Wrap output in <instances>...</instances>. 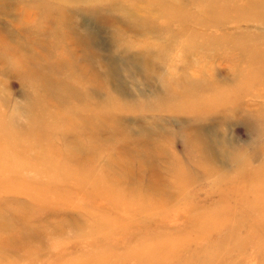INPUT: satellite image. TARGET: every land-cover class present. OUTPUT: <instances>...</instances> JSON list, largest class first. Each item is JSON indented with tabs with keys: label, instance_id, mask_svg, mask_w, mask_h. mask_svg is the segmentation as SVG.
Returning <instances> with one entry per match:
<instances>
[{
	"label": "rangeland",
	"instance_id": "374dc122",
	"mask_svg": "<svg viewBox=\"0 0 264 264\" xmlns=\"http://www.w3.org/2000/svg\"><path fill=\"white\" fill-rule=\"evenodd\" d=\"M108 1L78 0V6L74 2L54 1L55 8H66L65 29L73 38H82L79 44L76 38L68 40L65 51L68 54L74 49L84 64L83 57L88 61L91 54L87 75L107 84L103 94L119 96L124 101L122 105L129 106L126 102L142 104L143 93L150 98V110L126 108L116 110L113 115L112 108L98 104L101 98L96 91L94 98L88 96L91 103L86 98L80 100L82 95L78 96L76 105L82 113L65 116L67 106L63 100V105L55 106L56 98L46 95L42 84L36 81L34 84L30 76L31 72L40 75L52 71L47 59L54 60L56 56L46 54V46L53 45L62 18L58 14L50 22L40 15L36 18L34 10L39 8V0L38 3L36 0H0V47L8 52L0 53V110L4 111L5 118H10L11 113L17 118L16 124L11 119L0 124V129L5 130L0 142L16 144L19 149L10 152L9 157L15 154L21 161L18 166L13 165L12 159L0 165V223L9 221L12 215L3 209L5 206L10 205V211H31L35 207L28 195H33L35 187L43 189V201L51 197L50 194L66 190L73 201L61 206L44 201L36 205L35 216L32 213L29 218V213L21 214L16 223L17 243L3 252L0 247V259L7 257L11 261L7 264H49L60 254L66 262L80 259L84 264H96L93 263L96 261L111 264L117 260V252L135 249L141 234H147L155 241L158 240L153 236L161 241L185 236L187 243L172 251L173 256L178 255V264H264L259 261L261 257L258 260L250 257L264 247V214L254 205L255 200L264 201V45L251 53L241 48L246 32L263 35L261 40L251 41L252 44L264 42V23L245 18L229 20L225 26L204 27L192 22L195 33H191L189 29L181 30L186 25L179 18L170 16L163 17L159 32L143 33L141 25H128L125 17L130 16V9L123 7L122 11L120 7H113L118 6L116 2ZM177 1L168 0V5ZM209 1L195 4L189 0V10L194 11L200 3L201 9L194 12L204 17ZM144 2L141 5H145ZM229 5L235 7L234 10L244 9V2L240 0ZM145 13L137 11L140 18ZM152 15L159 16L155 12ZM36 22H41L39 32L33 25ZM163 25L176 27L168 31ZM226 37L230 39L219 41ZM144 39L160 42L155 52L164 59L159 61L158 81L144 79L139 73L137 82L116 79L112 64L121 55L130 58L144 54L145 47L141 44ZM128 42L132 47H125ZM90 61H93L92 66ZM252 68L259 76L244 91L239 83L248 78ZM60 75L55 74L63 83L69 81ZM182 78L193 82L214 79L218 83L211 88L200 87L196 101L199 112H184V106L177 110L168 106L170 97L164 95L166 85H178L175 79ZM205 92L227 94L228 98L214 104ZM202 93L206 97H202ZM42 103H47L48 107ZM179 103L182 105L181 98ZM39 105L42 113L31 122ZM100 112L107 115L101 116ZM156 127H163L161 135ZM42 128L50 136L48 149L39 144L21 147L20 142L14 141L15 135L19 139H37ZM55 141L57 144L49 147ZM136 144L155 152L156 156L144 164L142 180L132 184L131 172L136 170L135 175L141 174L142 166L139 161L132 163L127 159L129 148ZM161 149L162 153L158 154ZM238 154L248 163H234L233 158ZM81 155L83 159H90V166L79 164ZM4 156L3 153L0 158ZM38 156L41 158L37 163L33 157ZM111 157L112 162L117 163L103 175V166ZM44 160L57 167L65 165L80 174L71 182L54 184L50 189L42 184L45 178L40 177L47 176L40 172L34 176L37 165L39 171L48 168ZM236 165H242L243 171H237ZM94 170H99L98 175H103L105 181L117 183L104 193L109 195L107 199L77 184L81 182L78 179L94 176L91 174ZM178 171L183 173L180 178L189 174L193 178L173 179L171 175ZM5 184L25 187L28 192L6 190ZM119 190L124 193L121 198L127 201L138 193L155 196L157 200L142 199L133 205L110 207L112 203L108 200ZM148 200H151L148 207L141 203ZM142 206L146 209L141 210ZM97 219L99 222L102 219L106 226L102 228L99 223V227L96 224L92 229ZM250 232L255 235H249ZM0 233L4 237L12 235L8 230ZM248 236L253 239L249 243ZM99 246L112 252L101 255ZM34 248L35 256L29 251ZM122 264L136 263L132 257H127Z\"/></svg>",
	"mask_w": 264,
	"mask_h": 264
},
{
	"label": "bare ground",
	"instance_id": "6f19581e",
	"mask_svg": "<svg viewBox=\"0 0 264 264\" xmlns=\"http://www.w3.org/2000/svg\"><path fill=\"white\" fill-rule=\"evenodd\" d=\"M36 1L38 3V0ZM54 1L55 0H39V3H38L39 8H36L34 10V12L36 13V18H39L38 16L40 15L44 17V21L50 22L51 18H53L55 14H58L59 17L62 18L61 20L62 22L60 21V25L57 26L59 29L56 31L53 45L46 46V54H49V55L53 54L56 56L54 60H50V57L49 59H47L48 60L47 65H49L52 68V71L50 73H43L40 75H38L39 73H35L33 75V72H31L30 76H31L33 83L35 84V81H36L38 85L42 84L44 93L46 95L54 96L53 98H56L57 102L55 106L62 104V100H63V104L67 106L66 111H65L66 112L65 116L67 114L74 115L77 112L82 113L81 110H79L76 105L78 96L82 95L80 100H83L86 98V100L89 101V97L92 96V98H94L97 95L95 93H98V92L101 98L98 104L102 105L103 107L112 108L114 110L112 112L113 115H115L116 110H125L126 108H131L133 110H144V109L150 110L149 108L150 98L143 95L142 92H141L142 94L138 93V94H141V97L143 98L142 104H138L135 101L126 102V104L129 106L122 105L124 104V101H122V99L119 96L115 95L113 97L108 93L103 94L102 90L107 88V84L99 82L96 78H94L90 74L87 75V68H88L87 62L90 59H92L91 54H89L88 56V61H86V59L83 57V61L85 62L84 64L81 62L80 56L77 55L74 49L69 51L68 54L66 53L65 48L67 46L68 40L76 38L77 43L79 44L82 38H78L77 36H74L73 38L68 32V30L65 29L63 22L65 24L66 8L65 7L55 8V6L52 5ZM64 1L74 2L75 3L74 5L78 6L77 4L78 0H72V1L64 0ZM190 1L196 4L197 2H201L202 0H190ZM232 1H235V0H210L209 2H206L209 8L208 10H206V12H204V17L197 16L196 12H194L195 10L201 9L198 7L200 3L196 5L197 9L195 8L194 11L189 10V0H179L177 1L176 4H169V5H168V0H145V2L143 3L145 5H141L143 0H109L108 2H116L118 6L114 5L113 7H120L122 11H123V7L130 9L129 11L130 16L125 17L128 25L130 26L134 25L138 27H140L139 25H141L142 27L141 31L143 33L144 32L149 33V31L159 32L160 27H161L160 22L163 21V17L165 19H168L170 16L174 18H179L180 22H183L186 25V28L184 27L181 28L182 31H184L185 29L186 30L189 29L191 33H195L194 26L191 25L192 22H197L199 25H203L204 27L225 26L224 24L228 22L229 20L230 21L241 20L245 18L254 20V21L256 20L261 21L264 23V0H240L241 2H244V9H241L242 11L239 9L234 10L235 7H230L229 3ZM113 7H110V8H113ZM141 10H144L146 13L145 15H140L141 16L140 18L138 16L139 14H137V11H141ZM154 12L158 13L159 16L152 15ZM40 23L41 22L39 23L36 22L35 24H33L37 32H39L38 28L41 27L39 26ZM41 25H43V22ZM165 27H167L168 31H173L172 28L176 26L166 25ZM39 30H42V29H39ZM262 37L263 35H260V34L258 36L256 34L246 32L244 35L245 44L241 48L245 49V51H249L250 53L260 50L262 48V44L264 45V42L252 44L251 41H259V39L261 40ZM228 39L230 38L229 37L221 38L219 39V41L223 42ZM159 43L160 42L152 43L144 39L141 41V44L145 47L143 50L144 54L142 53L140 56L130 57V58L124 55H121L120 57H118L115 60V62L112 64V68H111L112 73H114L115 78L122 82L123 81L137 82L136 74L139 73L144 77V79L158 81V76L161 74L159 61H163L164 59L163 56L161 57L160 54L155 52V51H158V48L160 46ZM126 46L132 47V43L131 42L126 43L125 47ZM1 52L5 54L8 53L0 47V53ZM89 65L92 66L93 61H90ZM258 65H260V63H258ZM57 73L61 74L60 76L64 78L65 80H69V81L67 83H63L62 81L59 80V78L55 76V74ZM258 76H259V72L255 73L254 69L252 68L251 71L248 73V78L244 79L242 82L240 81L239 84L241 85V89L246 91L248 87L251 86L253 79L258 78ZM175 80L178 82L179 86L176 84H167L166 89L164 91V95H167V97H170L168 106L175 108L173 110L183 108L184 106L183 108L184 112H189V113L190 112L196 113V111L199 112V107L196 106V101H197V95L198 94L200 95L201 93L200 87L211 88L213 84L214 85L218 84L217 82L214 81V79H209V80L202 79V80L194 81V82L188 78L175 79ZM197 88H199V90ZM205 93L208 94V98H210V101H213V103L214 101H216L215 103H218V102L223 103L225 99L228 98V95L225 92H224V94H226L225 96L216 95V94L211 95L209 92H205ZM156 95H158L157 92H156ZM202 97H206V96L202 93ZM180 98H181L182 105H180L179 103ZM89 103L91 102L89 101ZM153 104L154 103H151V105ZM41 105L48 107L47 103H44V104L42 103ZM102 106H99V107H102ZM49 107L51 106L49 105ZM36 108H37V112L31 117L30 119L31 122H34L35 118L39 116V114L42 113V110L39 111L42 108L40 107V105L36 106ZM88 108H91V107L88 106ZM134 108H141V109H134ZM103 113L104 112H100V114H103ZM105 115L107 114H103L101 116H105ZM10 116H11L10 118H5L6 115L4 114V111L0 110V124L6 123L5 119L7 120L11 119L16 124L17 118H16L15 113H11ZM88 117H91V114H89ZM109 119L112 120L113 117ZM155 129L158 132L159 130H161V132H159V135L163 133V127H156ZM4 133H5V130L0 129V135ZM45 133H46V130L42 128V133L38 136L37 139L25 140L23 137L22 139H19L15 135L14 141L20 142L21 147L23 146L27 147L29 144H39L41 147L43 146L46 149H48L47 143H48V137L50 136ZM54 144H57L56 141L54 143L53 142L50 143L49 147H51ZM143 145L144 147L146 146L145 142L143 143ZM59 146H61V144ZM27 148H30V147H27ZM17 149H19V147L13 142L12 143L0 142V157L3 155V153L5 154L4 158H0V165H2L3 163L8 164L9 159L13 160L14 166L20 165L21 161L20 159H18L17 155H16V158L14 157L15 154L10 155L11 157H9V153L14 152ZM24 149L25 148H23L22 150ZM55 151H57V149H55ZM127 153H128L127 159H129V162L134 163L136 161H139L140 164H142L141 174L135 175L136 170H133L130 174V181L133 184L135 180L136 181L139 179L142 180V177L144 176V172H143L144 164H148L150 160L154 159L156 156V153L155 152L151 153L145 148L139 146V144H136L133 147H130L129 152ZM160 153H162V149L159 151L158 154ZM110 156H112L111 153H110ZM33 158L38 163L41 157L38 156V157H33ZM74 158H75V155H73L72 159ZM78 161H79V164L81 163L86 164V167L88 165L90 166L91 164L90 159H83L82 155L80 156ZM233 162L240 163V164L248 163L247 159L242 158V156L239 154L236 156V158H233ZM44 163L48 165V168L44 167L42 171H39L38 165H37L34 169V176H38L39 172L47 176L48 179L44 176H40V177L45 178L42 184L49 187L50 189L54 187V184L69 183L76 176V174H80V173H77L75 169L71 170L70 168L65 167V165H63V167L60 165L59 167L53 166V162L49 160H44ZM116 163L117 162H112V157H111L110 160L106 162V164L103 166V169H104L103 175H105V173H107L109 170H112L111 168L114 165H116ZM51 168L52 170H50ZM234 168L237 171H243L242 165H236V167ZM99 172H100L99 170H94L93 172H91V174H93L94 176L89 175L88 178L86 177L85 179H78V181H81V182L77 184L82 186V188L86 187V189L90 190L91 193H96V192L101 193L100 195L104 196L105 199H107V196L109 195H104V193L107 191L108 188L112 189L114 185H117V183L113 181L111 182L105 181L104 178L101 177L103 175H98ZM182 174H183L182 172L178 171L177 173L171 176L173 179H184V177L193 178L192 174L186 175L182 178L178 177V176H181ZM151 185L154 186L153 184ZM5 188L6 190L17 189L19 191L28 192L27 188L25 187L17 188L15 187L14 184L12 185L5 184ZM93 189L95 191H93ZM32 194L35 197L31 195L30 193H28V195L32 197L33 202L35 204V207L33 206L31 211H25V210L10 211V209L12 208L10 205L7 206L8 208L6 206L3 207V209L8 211L9 213H12V215L9 216V221L7 220V221H4V223H0V232L4 230H8L12 232L11 233L12 235L8 237L6 236L4 237L0 233V247H3L2 252L5 249L7 250L8 248L11 249V247H15L17 243L16 223L21 218L20 216L21 214L23 215L25 212L29 213V218H31L32 213L35 216L37 214L36 211L38 210L36 205L43 204L44 201H47V202L51 201L50 205H53V206L54 205H58V206L67 205L73 202L70 200L69 196H71V194L67 190L65 192L50 194L51 197H46L44 201H43V189L42 188L35 187ZM123 194L124 193L119 190L116 195H112L113 198L108 200L112 203L110 207L113 205L115 206L133 205L134 202L140 201L142 199H149V198L154 199L155 198V196L149 197V196H146L145 194L138 193L139 195L131 197V201H127L121 198ZM155 200L157 199L155 198ZM141 203L144 206L148 207L151 204V200H148L146 202H141ZM254 205L259 207V209H261L262 213L264 214V201L263 200H260V199L255 200ZM142 208L146 209L145 207L142 206L141 210H144ZM99 223L102 224L101 225L102 228L106 226V223L102 219H100V222L97 219L96 223L95 222L93 223L92 229H94L97 226L99 227ZM254 224L256 225V223ZM262 230H264V228ZM249 235L254 236L255 234L254 232H250ZM153 237L156 238L158 241L153 240L152 237L147 236V234H141L140 240L136 241L137 246L135 247V249L133 250L129 249L126 251L122 250V252H117L116 253L117 260L111 261V264H122V260L126 259L127 257L129 258L132 257L133 260H135L136 264H153V263L155 264H178L177 262L178 255L173 256L172 251H175V249L178 248L180 244L184 246L187 243V239L185 240V236H183L182 238H178V239L167 238V239H164L163 241H161L162 239L160 240L157 236H153ZM252 240L253 239H251V237L248 236L247 243H249ZM101 247L102 246L98 247V252H102L101 255L103 254V252L105 254L112 252V251L107 250L106 248L102 249ZM99 248L102 250H100ZM29 251L33 256L37 254V250H35V248L29 249ZM262 256H264V247H263V250L259 252L258 254L256 255L254 254L253 256L250 255V257H252L254 260H258L257 258L261 257L259 261H264L262 260L264 259V257ZM25 259H27V257H25ZM9 262L11 261L7 257L2 256V259H0V264H7ZM98 262L99 264L102 263L100 261H96L93 263L98 264ZM15 263L16 262H14L13 264ZM49 264H84V263H83V260H80V259L78 261H67L66 262L63 259H61L60 254H58L56 261L49 263ZM102 264H108V263L103 262ZM230 264H237V263L233 262Z\"/></svg>",
	"mask_w": 264,
	"mask_h": 264
}]
</instances>
